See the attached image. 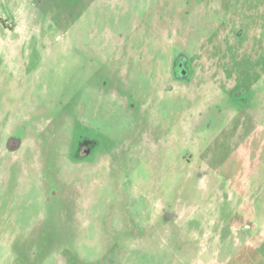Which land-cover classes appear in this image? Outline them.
<instances>
[{"label":"rangeland","instance_id":"1","mask_svg":"<svg viewBox=\"0 0 264 264\" xmlns=\"http://www.w3.org/2000/svg\"><path fill=\"white\" fill-rule=\"evenodd\" d=\"M0 264H264V0H0Z\"/></svg>","mask_w":264,"mask_h":264},{"label":"crops","instance_id":"2","mask_svg":"<svg viewBox=\"0 0 264 264\" xmlns=\"http://www.w3.org/2000/svg\"><path fill=\"white\" fill-rule=\"evenodd\" d=\"M248 239H252V237H248Z\"/></svg>","mask_w":264,"mask_h":264}]
</instances>
